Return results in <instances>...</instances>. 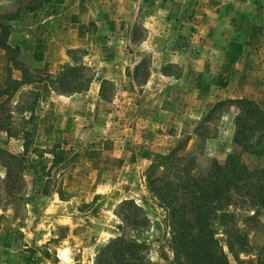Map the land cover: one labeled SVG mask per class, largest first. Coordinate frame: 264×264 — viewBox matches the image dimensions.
Listing matches in <instances>:
<instances>
[{"label": "rangeland", "instance_id": "1", "mask_svg": "<svg viewBox=\"0 0 264 264\" xmlns=\"http://www.w3.org/2000/svg\"><path fill=\"white\" fill-rule=\"evenodd\" d=\"M0 38V264H96L116 236L145 242L150 264H185L146 171L178 146L196 175L223 163L237 109L210 114L218 101L264 111V0H0ZM236 197L247 251L228 250L220 212L214 238L248 264L264 257V207Z\"/></svg>", "mask_w": 264, "mask_h": 264}, {"label": "trees", "instance_id": "2", "mask_svg": "<svg viewBox=\"0 0 264 264\" xmlns=\"http://www.w3.org/2000/svg\"><path fill=\"white\" fill-rule=\"evenodd\" d=\"M0 48L11 49L1 40ZM225 104L237 109L232 139L236 150L229 153L223 163L212 159L205 173L196 175L193 173L197 164L195 156L178 146L166 155H158L146 171V187L166 211L175 259L182 255L185 264H230L226 253L216 247L213 216L220 212L218 218L222 221L228 250L245 252L248 249L246 237L234 224V214L227 207L236 196L264 207V183L254 182V177L257 175L255 179H258L264 168L248 170L239 155L240 151H246L264 156V111L251 99L227 98L218 101L209 113ZM58 154L54 153V162ZM121 207H132L134 216L125 213L121 217L128 226L136 229L139 223L146 222L131 201H124ZM146 248L143 241L116 236L99 247L96 264H150L145 256ZM246 262L264 264V257L258 254L255 261Z\"/></svg>", "mask_w": 264, "mask_h": 264}]
</instances>
